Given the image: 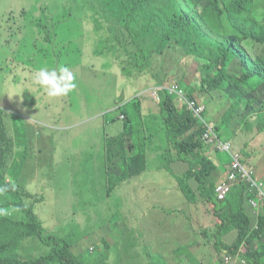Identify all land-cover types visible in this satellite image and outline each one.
<instances>
[{
  "label": "rangeland",
  "instance_id": "1",
  "mask_svg": "<svg viewBox=\"0 0 264 264\" xmlns=\"http://www.w3.org/2000/svg\"><path fill=\"white\" fill-rule=\"evenodd\" d=\"M183 1L174 6L203 22L205 33L234 35L227 16H217L205 0ZM121 2L0 0V179L35 196L23 201L33 206L43 232L71 241L72 253L84 264H120L121 259L135 264L136 251L144 261L145 248L136 240L138 228L131 209L136 203L130 190L136 197L148 193L135 191L136 180L123 177L131 174L126 171L130 162L134 175L141 169L162 175L168 170V146L160 137L155 89L176 83L189 98L205 105L219 136L232 141L235 151L264 175V129L260 130L264 126V87L256 92L232 86L207 90L203 80L211 68V44L202 47L198 57L176 45V36L160 48L155 41L167 33L166 12L153 31L143 35L139 30L146 11L129 18L119 9ZM163 5L168 8L170 3L158 0V7ZM251 17L264 23V0H254ZM185 30L190 41L200 39L193 30ZM142 63L147 66L142 68ZM62 66L73 71L77 86L67 96L49 98L34 83L33 73L42 67ZM138 104L148 121L144 131L154 137L152 143L142 144L136 136L141 126L139 130L131 126L136 132L133 136L126 128V119ZM177 107L181 108L178 103ZM125 140L131 150L122 159ZM205 152L219 160L220 169L209 177V182L216 183L229 159L209 149ZM192 186L197 189V183ZM170 188L174 197L161 207L156 205L152 216L202 217L211 226L214 217L208 204H186L185 209L179 186L173 182ZM160 199L164 198L151 196L153 203ZM20 203L0 191V263L27 264L51 251L38 238L24 235L30 218ZM134 207L137 216L139 206ZM202 232L204 247L194 252L200 262L185 255L182 262L183 248L175 249L171 243V264H226V252L220 255L214 245L216 230L203 228ZM234 239L229 236V243ZM151 258L153 264H160L159 258Z\"/></svg>",
  "mask_w": 264,
  "mask_h": 264
},
{
  "label": "trees",
  "instance_id": "2",
  "mask_svg": "<svg viewBox=\"0 0 264 264\" xmlns=\"http://www.w3.org/2000/svg\"><path fill=\"white\" fill-rule=\"evenodd\" d=\"M168 1L170 5L167 8L164 5L158 7V0H122L119 9L122 10V14L129 18L142 10L146 11L145 22L139 30V33L143 35L153 31L156 22L160 20L159 16L165 11L164 22L167 25V33L155 41L160 48L176 36V45L180 44L187 53L198 57L201 54L200 49L210 43L211 49L208 59L211 62V68L209 67V74L203 80L207 90H221L224 87L232 86L244 87L256 92L264 87V23H258L251 17L254 0H205L217 16H227L235 32L229 37H213L211 34L205 33L201 28L203 22H196L189 13L183 10L184 8L174 6L178 0ZM181 2L184 4L183 0ZM155 4L156 9H151V6ZM174 8L175 11L169 10ZM185 28L189 31L193 30L200 36V39L190 41ZM155 51L157 52L156 49ZM146 66V63L141 65L142 68ZM210 69L212 70L210 71ZM158 94L159 113L157 118L161 121L160 137L168 146L167 162H169L166 163V167L171 171L169 165L172 162H181L185 165V172L182 175H175V177L187 204L194 207L200 203L208 204L207 206H209L216 221L214 245L220 255L223 252L236 255L240 249H244L239 255L246 264H264V215L255 216L252 212L249 199L253 197V194L250 186L244 182H238L225 199L219 200L215 191L219 182H209V177L219 170L220 166L219 163L206 155L205 151L208 148L201 139L205 126L197 123V120L185 107L178 108L175 99L165 89H161ZM191 99L194 98L191 97ZM136 100L137 98L133 102ZM261 110H264V105ZM2 114L3 112L0 110V116ZM147 124V118L141 113L140 104H138L135 111L126 119L129 135L136 134L131 126L136 129L141 126L142 129H138L139 132L136 136L142 144L146 141L152 143L154 137L147 130L144 131ZM261 129H264V126ZM216 132L218 133L217 127ZM158 134L159 132L155 133V135ZM145 135L148 137L145 138ZM1 140L0 138V143ZM123 150L124 154L121 158H128L131 146L127 140L123 143ZM215 154L227 156L220 151ZM227 157L229 159V156ZM242 157L243 162L255 171L256 167L254 169L253 164L243 155ZM126 167V171L131 172V174L124 176L123 179H133L146 170L141 169L139 173L134 175L133 162L127 164ZM192 183H197V189L193 188ZM112 187H109V190ZM0 191L7 193L15 200L21 201L19 206L29 214L30 226L24 235L38 238L44 246L51 247V251L47 255L35 258L27 264H51L52 262L84 264L79 257L72 253L71 241L47 236L43 232L33 206H26L23 201L28 198H35L34 195L23 189L8 186L1 179ZM231 235H234L235 239L230 244L231 241H228V238ZM134 257L135 264H146V261L153 264L151 257L144 256V261L141 260L142 255L138 253ZM0 264H10V262L5 261ZM120 264H127V261L121 259Z\"/></svg>",
  "mask_w": 264,
  "mask_h": 264
},
{
  "label": "crops",
  "instance_id": "3",
  "mask_svg": "<svg viewBox=\"0 0 264 264\" xmlns=\"http://www.w3.org/2000/svg\"><path fill=\"white\" fill-rule=\"evenodd\" d=\"M212 159L215 162L219 161L217 158ZM169 168L171 169V171H162L164 172L163 175L159 172H152L149 170L148 172L144 173L141 177L133 179L136 180L134 181L135 191H138L139 193H148L147 196L142 194L141 196L136 197L130 190L132 200L134 199V202L136 203L135 205L139 206L140 211V214L138 213L136 216V208L134 207L135 205L133 207L131 206V209L134 211L132 213V216L136 218L135 228H138V233H136V240L144 246L145 257H157L160 260V264H165L163 258L167 259V264H171V262L169 261L170 251H168V249L170 250L171 248V243H173V247L175 249L183 248L184 254L180 255L179 257L183 259L182 262L185 259V257H183L184 255L186 257H192V260L195 261V259L198 260V257L194 252L196 250H202V248L204 247V244L202 243L203 228H207L209 230L213 229V231L216 230V221L214 219L213 223L209 227L207 226L208 220L202 217L200 218V220L199 218L195 219V217L194 220H188L186 218L188 220L187 221L185 219L179 220L176 218L163 219L160 215H158V218L157 215L152 216V214L156 210V205H159L161 207L162 204L169 202L171 197H174L173 195L175 191L172 190L170 187L172 186L173 182H175L176 186L178 187L175 175H182L186 169L185 165L181 162H172L170 163ZM225 168V170H221V175L217 182L225 178L227 166ZM255 171L257 173V176L264 180V175L260 174L262 171L257 167ZM130 182H127L126 184H128L129 188L131 189ZM152 195H157L159 197H163L164 199H160L156 203H153L151 202ZM178 195H182V197H180L181 204L186 209L187 201L180 190ZM205 209L207 210L206 207ZM195 210L198 209L196 208ZM139 220L142 221L141 224L139 223ZM141 228L142 230L140 231ZM137 234L139 237H137ZM138 248H140V246H138ZM136 253L142 255L140 251H136ZM198 255L200 259L203 257L201 251L198 253ZM198 262L200 261L198 260ZM146 264L150 263L146 261Z\"/></svg>",
  "mask_w": 264,
  "mask_h": 264
},
{
  "label": "built area",
  "instance_id": "4",
  "mask_svg": "<svg viewBox=\"0 0 264 264\" xmlns=\"http://www.w3.org/2000/svg\"><path fill=\"white\" fill-rule=\"evenodd\" d=\"M159 89H155L153 93L157 101L159 100ZM164 89L175 99V102L185 107L192 114L197 123L205 126L201 136L203 144L214 153L220 151L229 156L230 162L227 165L226 176L216 186L215 191L218 199H225L238 182H244L250 186L253 194V197L249 199L253 214L255 216L264 215V180L257 176L252 167L243 162L242 155L235 151L232 141L224 140L218 135L215 123L207 117L206 106L189 98L184 89L176 83L166 86ZM243 251L244 249H240L236 255L225 253V263L246 264L239 255Z\"/></svg>",
  "mask_w": 264,
  "mask_h": 264
},
{
  "label": "clouds",
  "instance_id": "5",
  "mask_svg": "<svg viewBox=\"0 0 264 264\" xmlns=\"http://www.w3.org/2000/svg\"><path fill=\"white\" fill-rule=\"evenodd\" d=\"M33 76L34 83L38 85L49 98L67 96L74 91L77 86L73 71L65 66L59 69L42 67L35 71ZM161 89H164V87H161L159 91Z\"/></svg>",
  "mask_w": 264,
  "mask_h": 264
}]
</instances>
